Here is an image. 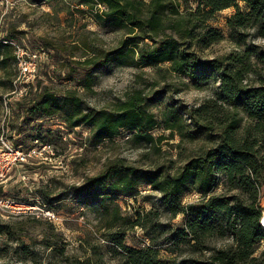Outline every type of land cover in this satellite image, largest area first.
<instances>
[{"label":"trees","instance_id":"1","mask_svg":"<svg viewBox=\"0 0 264 264\" xmlns=\"http://www.w3.org/2000/svg\"><path fill=\"white\" fill-rule=\"evenodd\" d=\"M68 1L99 27L122 34L111 48L84 51L83 59L73 61L77 67L108 71L165 65L196 89L212 82L217 85L214 94L198 105L162 111L164 129L171 138L174 133L179 137L176 160L181 165L174 167L175 160H170L167 166L141 168L117 157L83 184L71 187L74 198L97 213L96 232L108 243L90 247L81 260H64L109 264L105 257L109 255L114 264H264V226L260 224L264 214V48L253 43L264 39V0H193V6L187 0ZM228 8L234 12L226 18L225 34L213 25V18ZM225 39L234 50L201 57L204 50ZM14 48L0 40V87L10 88L7 93L13 90L17 74ZM92 76L82 79L84 89H90ZM40 84L38 91H28L15 103L25 123L59 117L71 128L85 125L93 144L113 141L120 129H126L132 147H149L155 154L158 143L167 138L152 133L158 121L144 105L141 89L107 110L88 107L75 89ZM42 133L37 125L31 136L39 140ZM183 144L194 149L184 154ZM143 185L159 193V205L169 219L184 217L180 228L160 222L153 206L129 215L122 212L116 198L132 196ZM188 190L198 198L184 203ZM134 227L143 230L150 244L125 243L127 230ZM164 233L165 250L178 251L172 258L160 257L158 240ZM183 247L189 251L185 257ZM22 251L26 254V247Z\"/></svg>","mask_w":264,"mask_h":264},{"label":"rangeland","instance_id":"2","mask_svg":"<svg viewBox=\"0 0 264 264\" xmlns=\"http://www.w3.org/2000/svg\"><path fill=\"white\" fill-rule=\"evenodd\" d=\"M192 2L187 0L193 6ZM233 10L224 9L213 18V25L225 34L226 18ZM1 34L9 36L24 48L45 51L38 61L29 94L39 90L41 81L40 86L50 85L57 90L75 89L88 107L112 110L127 94L141 89L145 97L144 105L158 121L152 133L167 137L158 143L157 154L149 147H132L127 142L130 130L126 129H120L113 141L105 139L93 144L88 139L89 128L85 125L71 128L59 117L23 122V111L15 104L25 95L23 83L17 82L10 93H7L10 88L0 87V101L3 102L0 106V131L4 128L0 133V157L4 152L15 151V148L24 154L30 153L25 161H15L6 171L0 170V264H68L64 260L66 257L71 260L70 263L75 258L81 260L90 247L108 242L96 232L97 213L78 202L71 187L83 184L85 179L99 173L117 157L141 168L167 166L170 160H175L172 164L174 167L181 165L182 162L176 160L180 150V146H177L179 137L174 133L171 138L170 131L164 129L162 111L178 105H198L214 94L217 84L212 82L196 89L188 79L168 72L165 65L159 68L120 66L108 71L77 67L73 61L83 59L84 51L111 48L118 43L122 34L99 27L88 14L78 13L68 0L40 3L32 0H0ZM253 43L264 48V39H254ZM234 49L225 39L204 50L201 57L221 56ZM87 74L93 75L88 90L80 84ZM37 125H40L43 135L39 140H34L31 135ZM183 146L184 154L194 149L190 144ZM158 198V192L143 185L134 195L120 196L116 200L124 214L144 211L153 206L160 215V222L169 223L172 229L180 228L184 217L177 215L169 219L162 212ZM197 198L196 192L188 190L182 202H193ZM6 199L24 203L29 208L14 211L3 202ZM164 237L165 233L158 240L160 257L172 258L178 251L173 254L166 251L168 244ZM124 241L136 247L150 244L139 227L127 230ZM24 247L26 254L22 251ZM182 249V257L187 256V247ZM105 257L107 263H115L109 255Z\"/></svg>","mask_w":264,"mask_h":264},{"label":"built area","instance_id":"3","mask_svg":"<svg viewBox=\"0 0 264 264\" xmlns=\"http://www.w3.org/2000/svg\"><path fill=\"white\" fill-rule=\"evenodd\" d=\"M0 40L3 43H9L14 48V54H15V65L17 69V74L13 80V90L16 87L17 82L23 83L24 93H28L30 91V84L33 83V79L36 77L37 72V66L39 59L45 55V51L41 50H35V49H29L24 48L20 46L18 43L13 41L11 38L5 37L2 34L0 35ZM31 152H34L31 151ZM26 155H30V153L24 154L22 151L15 148V151L10 152H4L2 153L0 157V170L1 172L4 170L6 171L11 165L16 162L25 161ZM4 203L8 204L9 207H11L14 211H23L27 210L29 207L25 205L24 203L15 202L10 199H6L3 201Z\"/></svg>","mask_w":264,"mask_h":264},{"label":"water","instance_id":"4","mask_svg":"<svg viewBox=\"0 0 264 264\" xmlns=\"http://www.w3.org/2000/svg\"><path fill=\"white\" fill-rule=\"evenodd\" d=\"M260 224H262V226H264V214H262L261 218H260Z\"/></svg>","mask_w":264,"mask_h":264}]
</instances>
